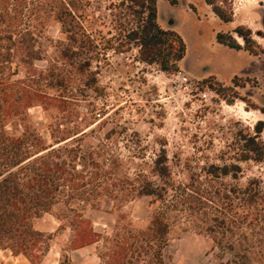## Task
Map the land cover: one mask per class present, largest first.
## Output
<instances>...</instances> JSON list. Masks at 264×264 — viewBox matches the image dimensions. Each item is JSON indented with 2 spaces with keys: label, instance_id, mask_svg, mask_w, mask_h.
Segmentation results:
<instances>
[{
  "label": "trees",
  "instance_id": "obj_1",
  "mask_svg": "<svg viewBox=\"0 0 264 264\" xmlns=\"http://www.w3.org/2000/svg\"><path fill=\"white\" fill-rule=\"evenodd\" d=\"M204 1L222 22L232 21L217 0ZM118 7L131 27L126 46L113 50L137 48L140 62L166 73L180 71L187 45L176 30L159 24L158 0H120L105 7L95 0H0V251L42 264L53 234L36 229L34 220L60 206L72 231L70 250L97 245V264H174L167 256L171 240L190 230L212 241L219 250L217 264H264V188L257 177L239 183V162L264 163V120L256 122L254 134L238 132L236 162L212 163L199 171L188 162L184 180L174 176L165 150L155 155L150 170L146 162L133 163L132 172L108 141L111 135L96 134L94 127L101 123L96 113L56 120L49 126L51 143L32 123L31 108L65 105L69 90L80 87L92 69L91 58L81 62L83 54L100 43L84 22ZM51 21L59 22L65 35L53 60L45 44ZM234 32L242 44L225 32L216 34L217 43L254 56L264 53L250 28ZM44 60L46 68H38L36 62ZM93 81L98 83L96 77ZM202 84L218 94L228 90L214 75ZM143 197L152 199L153 208L141 225L122 210ZM110 203L118 212L116 222L110 232L98 231L85 211ZM61 256L60 264H70L66 251Z\"/></svg>",
  "mask_w": 264,
  "mask_h": 264
},
{
  "label": "rangeland",
  "instance_id": "obj_2",
  "mask_svg": "<svg viewBox=\"0 0 264 264\" xmlns=\"http://www.w3.org/2000/svg\"><path fill=\"white\" fill-rule=\"evenodd\" d=\"M111 2L116 5L120 0H95L104 7ZM217 3L232 16L231 22H222L204 0H177L175 5L158 0L159 24L164 29L176 30L186 42V56L180 70L190 78L192 83L188 85L173 82V73L163 72L157 65L138 63L137 50L128 53L113 50V46H126L127 30L131 27L121 7L113 13L105 11L104 18H88L84 23L100 43L98 48L109 49L85 50L83 60H79L91 58L92 69L80 87L69 90L65 105L54 103L48 110L40 105L31 108L32 123L46 142L51 143L49 126L56 120H65L71 114L80 115L81 120L96 113L101 121L94 127L96 134L111 135L108 141L131 165L132 172L133 163L146 162L145 167L150 170L149 164L161 150H165L174 176L180 180L186 178L184 166L188 162L196 171L212 163L236 162L238 132L254 134L256 122L264 120V53L254 56L244 50L230 49L217 43L216 34L231 33L242 44L234 30L245 26L252 30L254 39L264 50V36L259 34H264V0H217ZM171 19L176 25L168 24ZM46 36L50 38L45 40L48 58L56 59L59 41H65L61 24L51 21ZM47 65L45 60L36 62L40 69ZM96 68L95 76L92 71ZM67 69L73 75L75 70L71 66ZM210 71L216 72L221 80L231 79L223 83L228 88L223 94L202 84L207 77L201 76ZM95 77L97 84L93 81ZM242 109L252 115L243 114ZM261 139L264 141V131ZM239 163L242 166L239 183L257 177L264 188V163ZM152 208V199L143 197L127 203L122 211L144 225ZM117 213L110 203L103 210L88 208L85 217L96 230L110 232ZM62 214L58 206L34 220L36 229L53 234L51 250L42 264H60L62 250L70 257V264H97V245L70 250L72 231ZM218 252L210 239L190 230L174 235L167 256L174 264H217ZM0 264L31 263L23 255L16 257L6 250L0 251Z\"/></svg>",
  "mask_w": 264,
  "mask_h": 264
},
{
  "label": "built area",
  "instance_id": "obj_3",
  "mask_svg": "<svg viewBox=\"0 0 264 264\" xmlns=\"http://www.w3.org/2000/svg\"><path fill=\"white\" fill-rule=\"evenodd\" d=\"M133 50H137V48H133L131 51H128V52H132ZM128 52H122V53H128ZM137 53H138V50H137ZM135 60H137L138 63H143V62H140L138 60V55L135 57ZM145 64H147V63H145ZM148 65H151V64H148ZM172 75H173V82H177L178 81L181 84H186V85L192 83L191 80H190V78L187 77L181 70L178 71V72L173 73Z\"/></svg>",
  "mask_w": 264,
  "mask_h": 264
},
{
  "label": "crops",
  "instance_id": "obj_4",
  "mask_svg": "<svg viewBox=\"0 0 264 264\" xmlns=\"http://www.w3.org/2000/svg\"><path fill=\"white\" fill-rule=\"evenodd\" d=\"M182 65H183V62H181L180 66H182ZM210 75H214V76H216L217 79H218L219 81H221L222 83H229V82L231 81V79H227L226 81L221 80V79L217 76V73L214 72V71H210V72H208V73H206V74H203V76H201V78L203 79V78H205V77H209ZM1 251H6V250H1ZM16 257H17V256H16Z\"/></svg>",
  "mask_w": 264,
  "mask_h": 264
},
{
  "label": "bare ground",
  "instance_id": "obj_5",
  "mask_svg": "<svg viewBox=\"0 0 264 264\" xmlns=\"http://www.w3.org/2000/svg\"><path fill=\"white\" fill-rule=\"evenodd\" d=\"M242 112H243V114H245V115H252V113L249 112V111L246 110V109H242ZM246 118L248 119V116H246Z\"/></svg>",
  "mask_w": 264,
  "mask_h": 264
},
{
  "label": "water",
  "instance_id": "obj_6",
  "mask_svg": "<svg viewBox=\"0 0 264 264\" xmlns=\"http://www.w3.org/2000/svg\"><path fill=\"white\" fill-rule=\"evenodd\" d=\"M176 21L174 20V19H171V20H169L168 21V24L170 25V26H174V25H176Z\"/></svg>",
  "mask_w": 264,
  "mask_h": 264
}]
</instances>
